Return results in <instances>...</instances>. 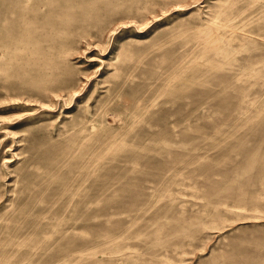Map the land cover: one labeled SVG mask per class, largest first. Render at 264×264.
<instances>
[{
    "label": "rangeland",
    "instance_id": "rangeland-1",
    "mask_svg": "<svg viewBox=\"0 0 264 264\" xmlns=\"http://www.w3.org/2000/svg\"><path fill=\"white\" fill-rule=\"evenodd\" d=\"M25 2L0 264H264V0Z\"/></svg>",
    "mask_w": 264,
    "mask_h": 264
},
{
    "label": "bare ground",
    "instance_id": "bare-ground-1",
    "mask_svg": "<svg viewBox=\"0 0 264 264\" xmlns=\"http://www.w3.org/2000/svg\"><path fill=\"white\" fill-rule=\"evenodd\" d=\"M29 2H30V0H26L25 3H26L27 6H30ZM38 10H41L40 5H38L35 9L31 10V12H32L31 16L35 17L36 14L38 13L37 12ZM21 36H23V35H21ZM21 43H23V41L21 39H18L16 35H14V36L11 35L8 40H6V41L1 43L0 54L5 55L7 53L15 52L16 48L19 47L21 45Z\"/></svg>",
    "mask_w": 264,
    "mask_h": 264
}]
</instances>
